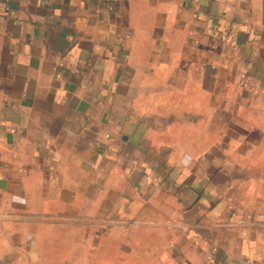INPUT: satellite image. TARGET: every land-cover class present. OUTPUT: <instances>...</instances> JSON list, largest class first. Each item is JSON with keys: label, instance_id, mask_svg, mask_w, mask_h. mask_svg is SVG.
Wrapping results in <instances>:
<instances>
[{"label": "crops", "instance_id": "0c3cea01", "mask_svg": "<svg viewBox=\"0 0 264 264\" xmlns=\"http://www.w3.org/2000/svg\"><path fill=\"white\" fill-rule=\"evenodd\" d=\"M0 264H264V0H0Z\"/></svg>", "mask_w": 264, "mask_h": 264}]
</instances>
